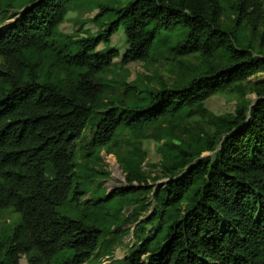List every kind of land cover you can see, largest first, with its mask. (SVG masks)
<instances>
[{"label": "trees", "instance_id": "trees-1", "mask_svg": "<svg viewBox=\"0 0 264 264\" xmlns=\"http://www.w3.org/2000/svg\"><path fill=\"white\" fill-rule=\"evenodd\" d=\"M225 4L235 31L255 28L264 12V0H28L0 30V211L21 220L0 238V264H21L22 256L27 264H87L111 253L118 242L111 227L135 191L83 201L93 184L78 174L84 132L92 124L90 145L100 149L123 131L138 138L264 73V55L221 23ZM15 6L0 0V14ZM89 6L98 8V35L60 33L72 10ZM120 29L129 43L124 64L164 51L198 56L202 67L171 89L125 85L135 106L107 102L102 76L119 53L98 48ZM218 56L223 61L213 63ZM253 91L255 103L243 100L234 116L214 119L213 135L178 149L172 174L180 175L156 192V213L137 231L141 241L116 264H264V81ZM205 153L213 156L200 159ZM132 171L131 182L146 181ZM149 225L154 231L145 234Z\"/></svg>", "mask_w": 264, "mask_h": 264}, {"label": "rangeland", "instance_id": "rangeland-1", "mask_svg": "<svg viewBox=\"0 0 264 264\" xmlns=\"http://www.w3.org/2000/svg\"><path fill=\"white\" fill-rule=\"evenodd\" d=\"M27 2L28 0H16V6L11 12L0 14V30L16 19V14L23 10ZM224 7L221 23L239 40L249 42L259 55H264V12L257 18L255 28L250 25L235 31L236 17L228 5L225 4ZM97 14L98 8L95 6L75 8L68 14L59 31L77 38L96 36L101 32L99 24L93 21ZM128 45L124 31L120 29L111 37L108 45L101 44L98 48L104 50L111 47L119 53V57L113 61L109 71L102 76V83L107 86L104 94L107 102L118 103L122 100L129 106H135L138 102L137 95L127 93L125 85L139 90L160 87L171 89L193 78L203 64L198 56L175 59L164 51L151 57L147 63L137 61L124 64L122 57L128 50ZM222 61L220 56L212 60L213 63ZM0 71H6V64L2 58H0ZM55 74L66 82L72 78L70 74L64 72L56 71ZM262 81H264V73L253 76L249 79V83H243L240 91L235 88L226 94L211 97L204 102L203 111L199 114H192L187 109L175 118H166L150 127L138 138L128 131H123L114 143L101 149L92 148L90 145L94 134L92 124L86 129L79 143L78 174L81 177L91 178L93 184L89 187V193L83 197V201H90L95 205L99 202L97 199L105 201L104 197L112 199L119 192L135 191L132 204L125 205L119 214L121 224L111 227L112 235L118 239L111 253L107 256L96 255L87 264H116L129 255L141 241L137 236L139 226L145 221H150L156 213V192L180 175L172 174V168L180 160L178 149L195 145L196 141L213 135L216 130L214 119L234 116L243 100L251 104L255 103L258 98L253 91L254 85ZM208 156H213V153H205L200 159ZM131 167L132 173H138V177L143 173L146 181L131 182L129 178H133L134 175L129 174ZM20 221V216L13 210L0 211V238L13 232ZM148 231L151 233L154 228L149 225L145 234ZM20 263L27 264L24 256Z\"/></svg>", "mask_w": 264, "mask_h": 264}]
</instances>
